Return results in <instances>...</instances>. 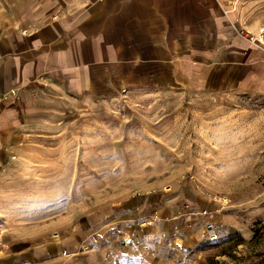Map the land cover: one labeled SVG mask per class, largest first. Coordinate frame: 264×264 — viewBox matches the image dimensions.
<instances>
[{
  "label": "rangeland",
  "instance_id": "rangeland-1",
  "mask_svg": "<svg viewBox=\"0 0 264 264\" xmlns=\"http://www.w3.org/2000/svg\"><path fill=\"white\" fill-rule=\"evenodd\" d=\"M37 1L0 0V21ZM156 69L34 114L41 135L0 174V264L264 259V81L170 86Z\"/></svg>",
  "mask_w": 264,
  "mask_h": 264
},
{
  "label": "crops",
  "instance_id": "crops-1",
  "mask_svg": "<svg viewBox=\"0 0 264 264\" xmlns=\"http://www.w3.org/2000/svg\"><path fill=\"white\" fill-rule=\"evenodd\" d=\"M13 14L0 21V174L61 97L106 96L156 79L157 65L170 86L194 73L230 89L264 81V51L246 37L264 24V0H38Z\"/></svg>",
  "mask_w": 264,
  "mask_h": 264
},
{
  "label": "built area",
  "instance_id": "built-area-1",
  "mask_svg": "<svg viewBox=\"0 0 264 264\" xmlns=\"http://www.w3.org/2000/svg\"><path fill=\"white\" fill-rule=\"evenodd\" d=\"M224 14L227 15L229 11L223 10ZM230 26L232 28H235V22H233L231 19H228ZM241 34V31H239ZM248 40L255 44L259 49L264 51V24L260 25L257 30L256 35H249L246 36ZM8 96L11 99V102H16L19 100V94L15 88H10L7 91ZM7 99L6 94H1L0 93V107L3 105L4 101ZM205 213V212H204Z\"/></svg>",
  "mask_w": 264,
  "mask_h": 264
},
{
  "label": "trees",
  "instance_id": "trees-1",
  "mask_svg": "<svg viewBox=\"0 0 264 264\" xmlns=\"http://www.w3.org/2000/svg\"><path fill=\"white\" fill-rule=\"evenodd\" d=\"M228 255H229V254H228ZM210 260H211V259H208V261H207L206 264H210V263H209ZM255 264H264V259H262V257H261L260 259L258 258V260H257V262H255Z\"/></svg>",
  "mask_w": 264,
  "mask_h": 264
}]
</instances>
